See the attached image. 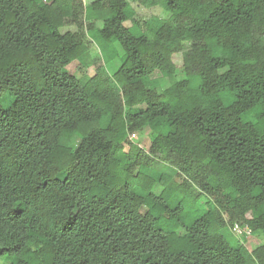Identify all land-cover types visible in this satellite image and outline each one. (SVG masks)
I'll return each mask as SVG.
<instances>
[{
	"label": "trees",
	"instance_id": "16d2710c",
	"mask_svg": "<svg viewBox=\"0 0 264 264\" xmlns=\"http://www.w3.org/2000/svg\"><path fill=\"white\" fill-rule=\"evenodd\" d=\"M133 3L161 15L136 20L128 0H0V259L264 264V0ZM93 43L123 51L115 72L63 71ZM144 132L147 148L130 139ZM172 191L206 211L183 226ZM235 223L251 236L232 247Z\"/></svg>",
	"mask_w": 264,
	"mask_h": 264
},
{
	"label": "rangeland",
	"instance_id": "374dc122",
	"mask_svg": "<svg viewBox=\"0 0 264 264\" xmlns=\"http://www.w3.org/2000/svg\"><path fill=\"white\" fill-rule=\"evenodd\" d=\"M131 2V7L134 8L135 10V19L136 20H148L152 17V15H161L159 10H154V11H149L146 9H141L138 8L135 3H133V0H128ZM126 26H130V22H127L125 24ZM95 27L99 28L101 27V23L97 22L95 24ZM63 31H74V28L71 26H67ZM101 47V48H100ZM102 48L105 52H103L102 56L101 51ZM123 51L119 48L117 44H113V46H106L102 47L99 44H92L91 49L89 50V57L87 58V63L86 65H79L77 62L72 63L71 65L65 67L63 69L64 72L69 73L76 78L80 79L82 77L86 76H93L95 74V71L97 67L101 64L106 63L105 67L106 70L109 73H113L117 70V67L121 63V57H122ZM175 65L178 68L179 76L183 78V74L181 72V65H182V60L180 55H176L174 58ZM153 80L159 81L161 87H167L168 81L166 79L161 78L160 75H154L152 77ZM220 99L222 101L223 106H227L231 103V97L227 94H222L220 96ZM13 101V98L9 95L4 96L2 99V104L4 107H8ZM246 120H252L253 116L252 115H247L245 117ZM149 134L147 132H144L143 134H137L136 137L132 139V143L139 145L140 147L147 148L149 145V140H148ZM79 141V137H75L73 144ZM153 169H158L160 170V174H163L167 177H172L173 180H176V177L173 174V171H171V166L166 165V164H158ZM178 182H180V179H177ZM177 183V182H176ZM157 188L156 192H158ZM168 205L170 208H175L177 209L179 206H181V209L178 212L179 217L181 218V222L183 226H189L192 224L194 221H196L205 211H206V199L201 198L199 201H194L191 199H184V194L183 192L179 193L177 191H172V194H169L168 197ZM163 230H166L165 225L172 223L170 218H163L162 220L158 221ZM183 226H180L177 232L182 233L183 232ZM224 236L230 246L235 247L236 246V241L241 242V240L233 234L231 229L228 231H224ZM254 238V237H253ZM244 240V239H243ZM249 245L251 248L259 245V241L256 239H249ZM242 243V242H241ZM244 247L246 248L247 246L244 244ZM0 264H9L8 260L6 259H0Z\"/></svg>",
	"mask_w": 264,
	"mask_h": 264
},
{
	"label": "built area",
	"instance_id": "2783aa9c",
	"mask_svg": "<svg viewBox=\"0 0 264 264\" xmlns=\"http://www.w3.org/2000/svg\"><path fill=\"white\" fill-rule=\"evenodd\" d=\"M80 1L82 2L84 6H87L91 0H80ZM135 137H136L135 134L130 135V139H133ZM231 231L238 238L248 237L251 234V231L247 226L241 227L239 224H234L231 227Z\"/></svg>",
	"mask_w": 264,
	"mask_h": 264
},
{
	"label": "clouds",
	"instance_id": "9594fccd",
	"mask_svg": "<svg viewBox=\"0 0 264 264\" xmlns=\"http://www.w3.org/2000/svg\"><path fill=\"white\" fill-rule=\"evenodd\" d=\"M236 224V223H235ZM234 225V224H233ZM232 225V226H233ZM231 229V228H230ZM251 231V230H250ZM250 236H251V234H250ZM250 236H248V237H250ZM248 237H243V238H239L240 240H241V242H243V239H246V238H248Z\"/></svg>",
	"mask_w": 264,
	"mask_h": 264
}]
</instances>
